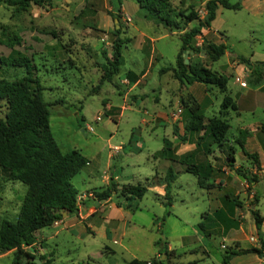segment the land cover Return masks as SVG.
I'll use <instances>...</instances> for the list:
<instances>
[{
	"label": "rangeland",
	"instance_id": "374dc122",
	"mask_svg": "<svg viewBox=\"0 0 264 264\" xmlns=\"http://www.w3.org/2000/svg\"><path fill=\"white\" fill-rule=\"evenodd\" d=\"M120 1L126 9L128 21L121 12L113 13L117 16L114 18L109 14L113 11L111 6L118 7L116 0H51L49 6L31 4L26 11L18 14H12L10 8L0 5V23L7 27L9 34L13 33L19 37L20 41L13 44V49L33 55L34 76L43 87L42 99L46 102L62 100L61 103L47 106L49 130L60 150L75 148L87 157L95 155L97 161L102 164L109 148L119 145L122 150L112 161L115 173L120 176L119 182L142 184L144 178L150 177L154 170H164L161 162L154 160L151 152L161 147V137L167 133L166 128L156 126L150 130V123L153 114L163 111L167 105L170 90L175 87L179 89L173 91V94H178L179 97L175 99V106L171 111L181 106L180 100L189 94L188 91L197 98L202 94L207 95L213 105H216V98L220 97V93L214 87L204 90V85L199 82L178 83L169 76L171 73H159L160 68L174 65L180 44L179 33L174 29L165 28L159 21L153 22V19L145 18L146 12L138 7L134 0ZM180 1L171 0L174 10L179 8L186 13L192 8L198 18H201L197 11L204 7L205 0ZM256 1L253 9H230L220 6L213 23H223L221 28L224 32H221L220 36L208 33L202 35L200 32L199 36L207 42L223 43L227 57L237 54L250 58L264 53V0ZM126 21L128 26L124 32L119 27L121 32L118 33L122 40L128 39L121 48V64L118 71L111 77V82H99L105 57L111 55L115 25H123ZM178 22L185 29L194 24L181 23L180 18ZM104 34L107 44L99 40ZM142 40H145L147 50L151 51V66L148 65L147 55L144 56L139 47ZM1 42L3 41L0 36V56H5L10 48ZM181 56L187 60L186 64L198 63L212 70H223L227 76V86L237 88V82H233L234 74L228 72V68L222 69L218 66L225 61L226 56L215 61H211L203 51L194 54L182 51ZM145 67L147 74L142 79L143 84L133 87V93L123 95L129 84L120 81L121 78H130L134 72L137 73ZM5 69V66L0 67V76L12 78L23 74L22 68L10 67L4 72ZM241 78L248 84L245 77ZM98 86L99 89L96 88ZM102 100L111 105L108 113L105 112ZM3 110V102L0 100V117ZM96 115L100 118L95 119ZM86 127H91V131L85 130ZM129 139L130 144H136L135 149L129 150ZM234 147L238 150L237 145L234 144ZM101 169L102 166L97 170L98 173H95L97 176H100ZM151 170L153 171L150 174ZM218 178H221L225 185L217 180L212 181V196H207L193 174L177 173L170 184L169 206L155 199L154 190L146 189L137 201L138 209L133 217L139 224H147V214L154 212L157 221L161 223L158 230L153 226L152 232L138 230L129 240L121 241L124 247L106 241L113 249V252L108 253L101 248L103 239L99 234H90V242L77 240L75 245L62 241L56 249V264H124L130 254L145 258L150 254L146 251L149 235L162 240L165 238L173 247L180 248V236H189L183 238L184 241L193 238L195 240L199 237V233L194 232L198 229L197 222L201 221L202 225L206 226L207 220L201 214L215 206L213 196L219 197L225 191L234 193V188L226 187L228 178L225 173H219ZM15 183L16 186L11 189L9 197V187L3 184L0 177V219L15 218V199L19 200L25 191L22 183ZM73 185L81 190L82 184L77 183V178L73 179ZM49 232V226L41 228L42 234ZM201 233L202 231L199 234L200 238L203 237L202 243L193 241L195 250L182 254V259L200 257V264H219V254L215 248L221 237L215 234L208 237ZM192 234L194 235L191 236ZM48 242L50 245V240ZM198 245L208 250V256H202ZM221 249H225V246ZM161 262L166 264V259Z\"/></svg>",
	"mask_w": 264,
	"mask_h": 264
},
{
	"label": "crops",
	"instance_id": "0c3cea01",
	"mask_svg": "<svg viewBox=\"0 0 264 264\" xmlns=\"http://www.w3.org/2000/svg\"><path fill=\"white\" fill-rule=\"evenodd\" d=\"M256 3V0H240V8L246 7L247 9H253ZM111 7L113 9V11H111L112 13L121 12L126 16L128 21L126 9L123 7L121 1L118 7L117 5ZM219 7V5L216 7L214 17L210 21L209 26L207 28L200 29L202 35L208 33L210 35L220 36L221 32H224V29L221 28L223 27V23H217L216 25L213 23L218 13ZM144 17L152 19L146 14ZM127 21L123 25L122 23L121 25L118 23V25H115V28L120 27L121 31L124 32V29L129 24ZM152 21L156 22L154 19ZM102 24L105 25L108 23ZM165 28L169 29L166 26ZM139 47L141 50H143V55H147V58L149 59L148 65L151 66V51L147 50V44L145 40H142L139 43ZM222 56H226L225 61H222L218 66L222 67V69L228 68V72H232V74H234L233 82H237V88L227 86V82L225 84V93L231 98L233 104L235 105V110L228 109L224 113V117L227 119L229 125L224 145H222L221 148H218L211 143L209 145L208 151H205V149L202 147L203 144L201 141L199 143L200 146H195L194 141L197 136L201 134V132H184L183 125L185 123V115L183 114L181 106H178L176 109H174V111H171L175 106V99L179 97L178 94H173L174 90H179L178 87L170 90V97L163 111H158L153 114L150 123V130L154 129L156 126H162L166 128L167 133H164L161 137V147L162 141L167 140L170 143L171 151L175 157L179 158L186 153H190L191 155L189 157V162L204 168L205 171L201 172L205 174V178H197L195 175L194 176L197 178L198 185L204 188L207 196H212V181L215 182V180H217V182H221V184L225 185V182L223 183L221 178H218V175L221 172L225 173L226 177L228 178L226 187L234 188L233 194H231L229 191H225L219 197L213 196L215 206L207 209L206 212L201 214L207 220L206 226L202 225L199 230H194V232L197 231L196 234H200V231H202L204 236L206 235L210 237L215 234L221 237L217 248H215L219 254V264H221L220 254L223 249H221L220 245L222 244L225 246V248L231 247L233 249H259V253L255 251H248L234 254L223 264H264V244L260 246V243L264 241V134L258 128L259 124L264 119V65H261L258 68L260 73L259 76H251L249 68L252 63L257 64L260 61H264V53L259 54L256 57L250 56V58H246V56L241 55L247 59V63L239 61L237 54L232 55V57H227L228 53L226 49L220 57ZM218 58L216 60H218ZM173 66L162 67L158 70V72L171 73L169 76L174 78L171 70ZM214 71L227 77L222 72L223 70ZM146 74L147 68L145 67L137 73L134 72L131 75V79L128 77L121 78L122 80L120 81L126 80V82L129 84V86H127L123 91V95L127 96V94L133 93L131 91L133 87L141 86L143 84L142 79L146 76ZM241 77H245L248 84ZM257 79L259 82L254 84ZM240 82H244V85H240ZM181 88H183V86ZM188 93L191 94L197 101L199 110L204 115V118L217 115L221 94L220 97L217 96L216 98V105H213L212 101H210V99L205 94H202L200 98H197L190 91H188ZM154 100H157V98H154ZM102 103L105 108V112L108 113L111 105L106 101L104 102V100H102ZM209 109H211L210 114H208ZM180 139L184 140L182 141ZM128 143L130 147L129 150L135 149L134 147H136V144H130V139L128 140ZM206 143H209L208 139H206ZM240 143L248 155H244L242 153L239 146ZM234 144L237 145L238 150L235 149ZM228 147L232 148L233 160L231 162V167L227 166L226 162L224 161ZM159 149H156L151 153L154 160L158 159L159 162H161L162 169L164 170H159V172L157 170H151L150 174L152 171L153 174L150 177H145L142 184L146 186V189L154 190L155 199L158 202L165 204L166 199L164 197L163 187L165 184V179H168L166 174L168 171L171 173V176L169 177L170 190V184L176 178V174L186 171L184 170V164L177 159L174 160L154 155V153ZM120 150H122V147L120 146L116 152L109 150L106 153L102 164L97 161L95 155L87 157L80 152L87 159V162L70 179L72 185L74 178H77V183L79 185L82 184L80 188L81 190H78L76 186L73 185L77 191V196L84 194V196L77 199V215L63 212L60 219L48 225L50 227L49 233L42 234L41 229L35 232L34 250L37 254L39 253L45 255V258L49 257L50 264H56V249L59 243L62 241L70 242L72 245H75L77 240L82 242H90V238L88 236L90 234L93 236L99 234L103 239L101 248L103 251L108 253L113 252V249L107 244L106 241L124 247L121 244V241L123 239L129 240L138 233V230L145 229L146 231H151V226L158 230L161 226L160 222L157 221V215L152 211L147 214V224H139V222L133 217L135 210L138 209L137 201L142 196L140 198L126 200L119 194V189L121 186L135 185L127 183L123 184L119 182L120 176L115 173L112 161L118 156ZM252 153L256 155V161L253 160L251 156H249ZM101 166V174L100 176H97L95 173H98L97 170ZM236 169L240 170L241 172H245L247 176L252 174L254 176V180L251 183H248L235 171ZM163 171L165 172L163 173ZM0 177L3 179V184H6L9 187L10 197L11 189L13 186H16V181L6 180L5 175L1 172ZM110 184L113 185L114 189L111 190L106 197L97 198L96 193L101 192ZM137 184L141 183L138 182ZM235 185H239V187H234ZM243 188H247V190L244 191ZM225 193L230 195V198H235L238 201V204L234 205L232 208V215L230 218H228V220L224 219V226H221L215 221L216 216L219 218L223 217V213H219L218 210L222 209L224 213L227 214V212L230 211L231 206V203L222 205V196ZM253 198L257 199L255 204H251ZM20 200L21 198L19 200L15 199L14 205L16 209L18 208ZM250 209L256 210L259 216L263 218L259 224L256 225L254 223L249 212ZM198 223L199 222H197V224ZM199 234V237L195 238V240L202 243L203 237L200 238ZM193 235L194 234L191 236ZM185 237L189 236H180L182 246L180 248H176L173 247L167 240H165V238L162 240L161 238L149 235L146 247V251L150 253L149 256L145 258H138L137 256L130 254V258L125 260L124 263L130 259H137L146 260V264H150V260H163L165 257H167L166 264L188 262L200 264L202 262L200 257L194 259H182V254L195 250V247L192 244L193 241H195L194 238L184 241L183 238ZM249 237H253V240H249ZM157 239L159 242L155 244ZM49 240L50 245L48 242ZM198 247L201 248L202 256H208V250L205 249L204 246L198 245ZM13 251L14 249H9L4 252H0V264H10ZM35 264H39V260L38 263ZM155 264H162V262H157Z\"/></svg>",
	"mask_w": 264,
	"mask_h": 264
},
{
	"label": "trees",
	"instance_id": "16d2710c",
	"mask_svg": "<svg viewBox=\"0 0 264 264\" xmlns=\"http://www.w3.org/2000/svg\"><path fill=\"white\" fill-rule=\"evenodd\" d=\"M134 1L138 7L146 12L148 17L179 33V49L175 56L174 66L171 68L173 77L179 83L199 82L204 85V90H208V87H214L221 94L217 115L207 118H204L197 101L192 95L188 94L180 100L185 115L184 132H201L194 141L195 146H200L201 141L205 151H208L211 143L221 148L225 143L229 127L224 113L228 109L235 110L231 98L225 93L226 77L201 64L184 63L181 52L187 51V53L194 54L201 52L203 49V52L211 61L220 57L226 49L223 43L207 42L202 39L201 44L197 46L195 45V36L200 35L201 28L209 26L218 5L224 8L239 9L240 0L234 2L205 0L206 13L202 18H198L196 11L192 8L186 13L179 8L174 10L171 0ZM116 2L120 3V0H116ZM31 4L49 6L51 0H0V5L10 8L12 14L26 11ZM109 14L113 18L117 17L113 13ZM179 18L181 23L193 22L194 24L189 29H185L179 24ZM119 32V27L114 28L115 35L111 40V55L105 57V65L101 67L102 74L99 82L103 80L111 82V77L117 73L121 64V48L128 39L122 40L118 35ZM0 36L3 41L1 43L10 48L7 55L0 56V67H6L3 70L4 72H7V68L10 67L23 69V74L20 77L0 76V100L4 106L0 117V172L5 175L6 180L17 181L25 186L15 218L13 220L0 219V252L14 249L10 264H35V258L39 260V264H50L49 257L45 258V255L37 254L34 250L35 232L50 225L54 220L60 219L63 212L77 215V191L71 184L70 179L86 164L87 159L78 149L60 150L49 130L47 106L61 103L62 100L55 99L46 102L42 99L41 90L43 87L39 84L37 77L34 76L33 55H26L17 49H13V44H18L20 39L13 33L9 34L7 27L1 23ZM237 58L239 61L247 63L245 57L237 55ZM261 65H264V61L257 64L252 63L249 67L250 75L259 76L258 68ZM258 82L257 79L254 84ZM258 128L264 134V119ZM206 139L209 140V143H206ZM180 140L183 141L184 139ZM239 146L242 153L248 155L242 148L241 143ZM227 149L224 161L227 166L231 167L233 160L232 148L228 147ZM154 155L177 159L184 164L186 172L195 175L197 178H205V174L201 172L205 171L204 168L189 162L191 154L186 153L179 158L175 157L167 140L162 141V147ZM249 156L256 161L254 153ZM235 171L248 183L254 180L252 174L247 176L245 172L238 169ZM166 176L168 179H165L163 188L166 199L165 205L169 206L170 197L168 192L171 173L168 171ZM113 189V185L110 184L101 192L96 193V197L104 198ZM145 190L146 186L143 184L123 185L119 189V194L126 200H130L140 198ZM256 200V198H253L251 204H255ZM226 203H231L230 211L225 214L222 209H219L218 212L223 213V217L216 216L215 220L221 226H224V219L228 220L230 218L232 208L238 204V201L235 198H230V195L225 193L222 196V205ZM249 212L256 225L263 219L256 210L250 209ZM196 227L200 229L202 223L199 222ZM158 242L157 239L155 244ZM263 244L264 241L260 243V246ZM248 251L259 253V249L255 248L233 249L227 247L220 254L221 264L225 263L234 254ZM146 262V260L130 259L124 264H146ZM157 262L160 263L161 260H150V264Z\"/></svg>",
	"mask_w": 264,
	"mask_h": 264
},
{
	"label": "built area",
	"instance_id": "2783aa9c",
	"mask_svg": "<svg viewBox=\"0 0 264 264\" xmlns=\"http://www.w3.org/2000/svg\"><path fill=\"white\" fill-rule=\"evenodd\" d=\"M197 13L199 14V17H203L206 13V10L204 7H200L199 10L197 11ZM106 39V35L104 34L101 38H100V41H104L105 44H107V41H105ZM202 42V39L201 37L197 34L195 36V45L199 46ZM123 82H126V80H123ZM240 85H244V82H240ZM100 117L98 115L95 116V119H99ZM87 131H91V127H86L85 128ZM111 151H117L119 149V146L118 145H113L112 147L109 148ZM91 195V194H90ZM84 196V194H80L77 196V199ZM53 222H56V220H54ZM249 240H253V237H249ZM221 248L224 247V245H220ZM149 264V263H147Z\"/></svg>",
	"mask_w": 264,
	"mask_h": 264
},
{
	"label": "water",
	"instance_id": "95a60500",
	"mask_svg": "<svg viewBox=\"0 0 264 264\" xmlns=\"http://www.w3.org/2000/svg\"><path fill=\"white\" fill-rule=\"evenodd\" d=\"M202 51H203V49H202ZM183 62L186 63L187 60L186 59H183ZM35 263H38V259H35Z\"/></svg>",
	"mask_w": 264,
	"mask_h": 264
}]
</instances>
